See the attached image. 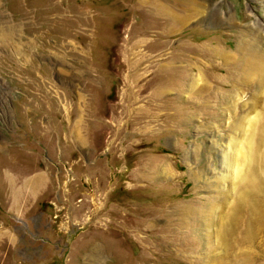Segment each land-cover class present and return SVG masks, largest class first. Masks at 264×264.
Instances as JSON below:
<instances>
[{
    "label": "rangeland",
    "instance_id": "1",
    "mask_svg": "<svg viewBox=\"0 0 264 264\" xmlns=\"http://www.w3.org/2000/svg\"><path fill=\"white\" fill-rule=\"evenodd\" d=\"M244 39L264 0H0V264L223 256Z\"/></svg>",
    "mask_w": 264,
    "mask_h": 264
},
{
    "label": "bare ground",
    "instance_id": "2",
    "mask_svg": "<svg viewBox=\"0 0 264 264\" xmlns=\"http://www.w3.org/2000/svg\"><path fill=\"white\" fill-rule=\"evenodd\" d=\"M253 31L254 35H259L258 29L252 28L250 32H245L247 35L244 33V36L250 37ZM241 44L240 56L245 61L243 81L254 83L260 90L252 94L253 103L248 105L247 115L237 119L232 125L235 135L230 138V152L224 151L222 155L229 169L226 179L231 181L234 190L240 186L242 191H237V195L233 194L235 205L230 207L227 214L224 212L223 218L227 226L222 224L218 235L222 237L221 244L225 246V252L223 256H211L210 261L214 264H250L248 250L254 244L257 247L250 255L264 261V48L257 49L259 46L255 39H244ZM258 108L260 110L257 113ZM255 113L256 119L252 116ZM235 196L237 198H234ZM228 200L229 191L225 193L219 205L210 208V224L213 225L217 221L215 213L221 206L224 210L229 207ZM237 234L243 235V238L239 239ZM245 245L246 251H241L240 247ZM239 255L243 258L238 259ZM233 257L239 261H234Z\"/></svg>",
    "mask_w": 264,
    "mask_h": 264
}]
</instances>
